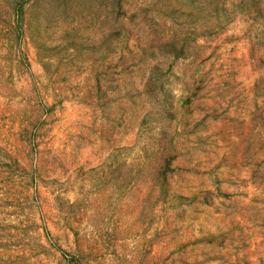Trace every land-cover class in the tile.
I'll list each match as a JSON object with an SVG mask.
<instances>
[{
	"label": "rangeland",
	"instance_id": "obj_1",
	"mask_svg": "<svg viewBox=\"0 0 264 264\" xmlns=\"http://www.w3.org/2000/svg\"><path fill=\"white\" fill-rule=\"evenodd\" d=\"M0 264H264V0H0Z\"/></svg>",
	"mask_w": 264,
	"mask_h": 264
},
{
	"label": "trees",
	"instance_id": "obj_2",
	"mask_svg": "<svg viewBox=\"0 0 264 264\" xmlns=\"http://www.w3.org/2000/svg\"><path fill=\"white\" fill-rule=\"evenodd\" d=\"M20 6H21V5L19 4V5H18V9H19Z\"/></svg>",
	"mask_w": 264,
	"mask_h": 264
}]
</instances>
